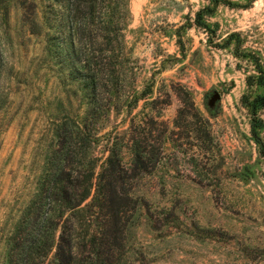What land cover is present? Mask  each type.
<instances>
[{"label":"rangeland","instance_id":"1","mask_svg":"<svg viewBox=\"0 0 264 264\" xmlns=\"http://www.w3.org/2000/svg\"><path fill=\"white\" fill-rule=\"evenodd\" d=\"M61 2L0 0V264L52 124L87 108ZM120 39L116 92L91 125L96 174L112 145L125 170L116 264H264V157L242 104L263 92L264 0H130ZM255 125L264 146V110Z\"/></svg>","mask_w":264,"mask_h":264},{"label":"trees","instance_id":"2","mask_svg":"<svg viewBox=\"0 0 264 264\" xmlns=\"http://www.w3.org/2000/svg\"><path fill=\"white\" fill-rule=\"evenodd\" d=\"M61 1L60 28L68 33L74 73L87 85V108L80 120L64 116L52 124L43 167L31 199L6 240L3 264H116L124 247L127 210L122 202L126 197L117 186L124 184L125 170L112 145L105 166L96 174L98 159L93 150L98 138L91 125L99 111L96 98L103 95L111 103L116 92L115 65L130 0ZM208 11L212 16L213 10ZM3 12L6 19L7 7ZM202 13H197L196 25L206 28L200 23ZM234 37L238 35L219 47L229 48ZM1 65L0 51V69ZM258 73L256 85L262 94L244 97L242 104L249 111L252 136L264 157L255 125L264 110V73ZM142 152L139 148L135 154L139 161Z\"/></svg>","mask_w":264,"mask_h":264},{"label":"water","instance_id":"3","mask_svg":"<svg viewBox=\"0 0 264 264\" xmlns=\"http://www.w3.org/2000/svg\"><path fill=\"white\" fill-rule=\"evenodd\" d=\"M216 99V96L213 98V100H215Z\"/></svg>","mask_w":264,"mask_h":264}]
</instances>
